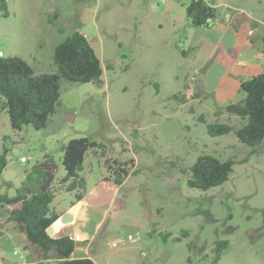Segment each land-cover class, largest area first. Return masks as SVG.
I'll return each instance as SVG.
<instances>
[{"label": "rangeland", "instance_id": "obj_1", "mask_svg": "<svg viewBox=\"0 0 264 264\" xmlns=\"http://www.w3.org/2000/svg\"><path fill=\"white\" fill-rule=\"evenodd\" d=\"M190 2L7 0V16L0 7V51L24 58L37 74L55 70L54 47L75 30L88 36L101 60L100 84L62 81L61 102L42 129L29 124L14 130L0 95V150H7L8 161L0 193L16 194L27 173L50 156L58 187L51 207L69 209L76 191L61 183L62 148L72 138L104 145V152L86 153L82 192H95L113 178L114 159L134 160L89 247L100 264H264V139L252 153L234 132L211 136L199 120L204 114L207 121L244 124L229 111L234 103L219 107L212 95L198 91L223 46L208 37L207 26L190 23ZM215 3L210 27L235 26L237 48L243 49L239 61L264 66V0ZM249 26L257 32L253 43L243 44ZM228 76L227 91L240 100L245 93L235 85L237 74ZM202 154L233 158L230 178L208 190L191 187L190 167ZM5 209L0 203V231L13 226ZM129 234L133 241L111 245ZM218 239L228 244L216 260ZM25 253L17 236L0 237V264L21 263Z\"/></svg>", "mask_w": 264, "mask_h": 264}, {"label": "trees", "instance_id": "obj_2", "mask_svg": "<svg viewBox=\"0 0 264 264\" xmlns=\"http://www.w3.org/2000/svg\"><path fill=\"white\" fill-rule=\"evenodd\" d=\"M6 1L1 0L0 3L5 16L8 15ZM215 4V0H191L186 7L190 23L193 26H208L217 17ZM53 63L54 71L37 74L34 67L20 56H0V95L5 99V108L14 130H21L29 124L36 129L47 126L49 118L61 102L63 80L96 84L102 81L103 66L97 51L88 36L79 30L68 34L55 45ZM240 90L245 96L238 102L235 114L244 124L237 126L230 121H207L204 114L198 118L205 122L211 136L234 132L241 142L252 147L253 153L264 139V69L243 80ZM103 148V144L87 136L72 138L63 146L62 163L66 175L61 183L66 185L67 191H76V201L81 202L88 196L79 190L85 181L80 172L83 170L86 153L99 149L104 152ZM113 162V178H106L112 188L123 184L131 172L129 166L133 165L134 160L114 159ZM7 163V150H0V178ZM235 163L233 158L220 160L214 155L202 154L190 167L188 184L201 190L221 185L230 178ZM56 166L50 156H45L27 173L16 194L0 193V203L19 205L8 210L7 219L25 232L32 248L34 259L26 264H44L49 259L56 260L58 264H97L90 257L71 258L76 248L72 236L54 237L48 232V228L59 217L51 207L58 189L55 182ZM227 244V240L216 241V260L220 259Z\"/></svg>", "mask_w": 264, "mask_h": 264}, {"label": "crops", "instance_id": "obj_3", "mask_svg": "<svg viewBox=\"0 0 264 264\" xmlns=\"http://www.w3.org/2000/svg\"><path fill=\"white\" fill-rule=\"evenodd\" d=\"M207 27L208 37L216 42V46H223V56L213 61L211 66L214 67H210L211 71L210 68L206 70L204 76L205 80L201 79L198 82V85L201 87L198 91L201 92V94L204 93V95H212L214 102L217 103L220 102L221 104H225L229 101L230 103L238 104L242 98L240 100H234L231 97V91H227L226 88L228 84L231 83L228 73L232 71L237 74L238 78L235 80V85L237 86L239 84L240 86L243 80L249 79L263 71L264 66H259L255 69L251 64L239 61L243 49L237 48L240 39H238L239 30L235 28V26L230 25L224 30L217 27V25L211 27L208 25ZM256 32V30H252L249 26L245 31L243 44L253 43L251 35L253 36ZM212 53L213 55L216 54L214 51ZM227 63L228 65H226ZM257 71L259 72L257 73ZM223 104L218 106L222 107ZM105 182H107V185H105ZM115 188L116 187L112 188L108 181H104V183L100 182L95 192H85L88 195L87 198L81 202L76 200L73 201L69 209L59 211L56 208H53L59 214V217L53 224V232L51 235L54 237L70 235L75 239L76 248L72 253L71 258L90 257L97 264H100L97 259L91 255L89 247L92 244V240H94L96 233L101 229L105 219L110 214V196ZM4 206L6 208L5 211L7 216L8 210L19 207L18 204H4ZM65 215H69L70 218L68 220L64 219ZM9 222L12 223L13 226L10 227V229H1L0 237L8 233L17 236L22 241L26 253L22 256L24 261L17 264H26L34 259L32 248L28 244L25 232H23L16 223ZM77 234L81 235L79 240L75 238ZM44 264L58 263L54 259H49L45 261Z\"/></svg>", "mask_w": 264, "mask_h": 264}, {"label": "built area", "instance_id": "obj_4", "mask_svg": "<svg viewBox=\"0 0 264 264\" xmlns=\"http://www.w3.org/2000/svg\"><path fill=\"white\" fill-rule=\"evenodd\" d=\"M0 56H4V53H3L2 51H0ZM20 160H21L22 162H26V161H27V158H26L25 156H22V157L20 158ZM80 237H81L80 234H77V235L75 236V238H76L77 240H79ZM133 240H134V235H133V234H129L128 237H127V239L120 238V239H118V240L112 242L111 245H112V246H117V245H119L120 243H126V242H128V241H133ZM17 252H18V251H15V253H17Z\"/></svg>", "mask_w": 264, "mask_h": 264}, {"label": "water", "instance_id": "obj_5", "mask_svg": "<svg viewBox=\"0 0 264 264\" xmlns=\"http://www.w3.org/2000/svg\"><path fill=\"white\" fill-rule=\"evenodd\" d=\"M229 111L231 112H237L238 111V105L237 104H232L229 107ZM68 118H71V115H67ZM70 218L69 215H65L64 219L68 220ZM48 232L51 234L53 232V225L48 228Z\"/></svg>", "mask_w": 264, "mask_h": 264}]
</instances>
